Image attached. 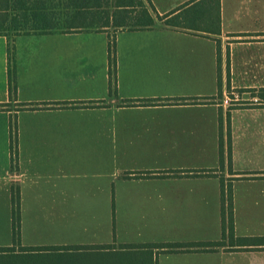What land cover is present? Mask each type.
Masks as SVG:
<instances>
[{
	"label": "crops",
	"instance_id": "0c3cea01",
	"mask_svg": "<svg viewBox=\"0 0 264 264\" xmlns=\"http://www.w3.org/2000/svg\"><path fill=\"white\" fill-rule=\"evenodd\" d=\"M68 1L0 0V247L18 221L22 248L264 264V0H145L155 23L132 29L67 23Z\"/></svg>",
	"mask_w": 264,
	"mask_h": 264
},
{
	"label": "trees",
	"instance_id": "16d2710c",
	"mask_svg": "<svg viewBox=\"0 0 264 264\" xmlns=\"http://www.w3.org/2000/svg\"><path fill=\"white\" fill-rule=\"evenodd\" d=\"M67 6H72L75 9V14L68 22H73L76 26L84 27H96L98 24L102 26L113 25L115 27L122 28H142L147 26H152L155 23V18L151 14L154 9L152 4L150 6L145 2V0H69L66 2ZM135 12V13H134ZM90 13V14H88ZM98 13H101V17L98 18ZM169 24H174L171 20H167ZM51 20L43 19L41 25L42 29L48 30L52 27L50 24ZM112 48V47H111ZM13 63V62H12ZM9 80H10V90L11 93H15L17 90L16 80H15V70L13 64H11L10 58V68H9ZM226 206L224 207V231L228 229L230 236L234 235V222H233V202H232V190L231 186L228 187V193L226 196ZM228 214V219L226 221L225 214ZM17 212L14 211V217ZM15 223V220H14ZM15 228V225H14ZM264 241V238H260ZM240 240L244 241L246 245L257 244V238L242 237ZM264 244V243H262ZM222 241H212V242H197L194 244H170L168 246L172 247L171 251L177 250H210L214 247L221 246ZM51 246H39L38 248H26L25 250L33 249H43ZM57 248V246H53ZM126 247H137L133 245H128ZM59 248V247H58ZM10 252L14 251V247H0V252Z\"/></svg>",
	"mask_w": 264,
	"mask_h": 264
},
{
	"label": "rangeland",
	"instance_id": "374dc122",
	"mask_svg": "<svg viewBox=\"0 0 264 264\" xmlns=\"http://www.w3.org/2000/svg\"><path fill=\"white\" fill-rule=\"evenodd\" d=\"M204 7L213 8L214 4L211 2L202 3ZM201 6L200 8H203ZM115 36L111 37V46L114 48ZM228 96L232 99L230 104L243 102L241 95L238 94L237 99L233 94L228 93ZM234 98V99H233ZM14 236L11 237L12 245L19 248L18 252L14 251L0 252V264H158L157 251L151 249H140V247L120 248L122 246H95L85 247L71 246L53 247L50 243H46V247L43 249L25 250L26 248H38L26 247L22 248L20 240V227H18V221L16 222ZM41 229V228H39ZM3 229L0 231V242L8 239L7 235H4ZM37 237L46 238L47 235L40 232ZM10 239V238H9ZM39 245V244H38ZM41 245V244H40ZM148 247L152 245H147Z\"/></svg>",
	"mask_w": 264,
	"mask_h": 264
},
{
	"label": "built area",
	"instance_id": "2783aa9c",
	"mask_svg": "<svg viewBox=\"0 0 264 264\" xmlns=\"http://www.w3.org/2000/svg\"><path fill=\"white\" fill-rule=\"evenodd\" d=\"M233 95L235 96V99H237L238 94H237V93H234ZM233 99H234V98H233ZM231 100H232V99H231L228 95H226V96L224 97L223 102H224L225 104H229V103H230L229 101H231Z\"/></svg>",
	"mask_w": 264,
	"mask_h": 264
}]
</instances>
